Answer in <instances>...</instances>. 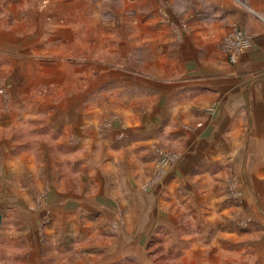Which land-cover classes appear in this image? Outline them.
Here are the masks:
<instances>
[{
  "label": "crops",
  "instance_id": "1",
  "mask_svg": "<svg viewBox=\"0 0 264 264\" xmlns=\"http://www.w3.org/2000/svg\"><path fill=\"white\" fill-rule=\"evenodd\" d=\"M184 1L182 22L183 0H156L174 22L143 25L144 64L125 49L102 93L110 100L83 106L75 126L68 115L55 126L35 121L56 144L59 130L76 131L75 145L59 143L60 170L41 142L18 153L24 143L4 132L20 118H0V196L11 189L32 204L27 174L48 190V214L37 216L53 228L38 233L27 264H264V1L250 0V11L236 0ZM237 27L254 46L231 64L224 45ZM159 148L177 163L163 187L145 191Z\"/></svg>",
  "mask_w": 264,
  "mask_h": 264
},
{
  "label": "rangeland",
  "instance_id": "2",
  "mask_svg": "<svg viewBox=\"0 0 264 264\" xmlns=\"http://www.w3.org/2000/svg\"><path fill=\"white\" fill-rule=\"evenodd\" d=\"M144 1L0 0V118L6 122L12 117L20 118V126L7 128L4 132L7 136L15 135L17 142L24 143L18 153L28 154V150L37 151L40 144L48 145L54 165L60 170L59 143L68 138L75 145L79 139L76 131L67 135L59 130L56 136H52L58 142L56 144L47 137L50 135L48 129L35 124L55 126L68 115L75 126L78 113H83V106L91 108L98 100H110V96L103 98L102 93L109 90L115 79L109 77L110 72L123 69L120 60L125 49H133L134 64L138 69L142 68L143 25L147 22H174L169 14L157 7L156 0L146 4ZM236 1L245 10L253 9L250 0ZM181 6L183 10L187 7L185 3ZM179 16H182V22L187 21V9ZM20 113L21 117H18ZM2 137L0 131V139ZM32 140L36 143L25 146ZM161 153L175 158L163 177L159 173L161 164H158ZM157 154L153 174L144 185L145 191L163 187L177 163V158L166 148H159ZM44 168L41 163L37 174L40 179L44 178ZM31 177L33 174H27L23 181L32 188V204L30 201L22 204L11 189L7 197L0 196V209L6 217L0 233V264H27L39 246L35 244L38 233L53 228L52 218L46 217L48 190L34 189L35 180ZM237 185V179L229 175L227 197L231 202L239 198ZM233 210L230 217L237 216V209ZM12 213L22 214L26 220L13 222ZM31 214L36 217L32 218ZM42 236V245H45V235Z\"/></svg>",
  "mask_w": 264,
  "mask_h": 264
},
{
  "label": "built area",
  "instance_id": "3",
  "mask_svg": "<svg viewBox=\"0 0 264 264\" xmlns=\"http://www.w3.org/2000/svg\"><path fill=\"white\" fill-rule=\"evenodd\" d=\"M253 46H254L253 38L248 33H246L242 28L237 27L234 29V31L227 39V42L224 45V52L228 56L230 62L232 64H235L238 56L244 53L245 51L252 49ZM174 159L175 158L169 155L168 153H161V158L158 163L162 165V166L160 165L159 168V173L161 177L167 174L166 171L170 166L171 162L174 161Z\"/></svg>",
  "mask_w": 264,
  "mask_h": 264
},
{
  "label": "water",
  "instance_id": "4",
  "mask_svg": "<svg viewBox=\"0 0 264 264\" xmlns=\"http://www.w3.org/2000/svg\"><path fill=\"white\" fill-rule=\"evenodd\" d=\"M3 225V214L0 212V233Z\"/></svg>",
  "mask_w": 264,
  "mask_h": 264
}]
</instances>
